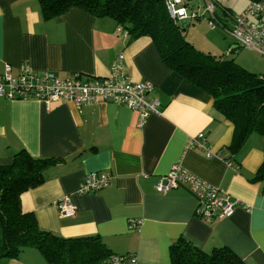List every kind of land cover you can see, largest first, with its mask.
Returning <instances> with one entry per match:
<instances>
[{"label": "crops", "instance_id": "1", "mask_svg": "<svg viewBox=\"0 0 264 264\" xmlns=\"http://www.w3.org/2000/svg\"><path fill=\"white\" fill-rule=\"evenodd\" d=\"M119 57L126 75L149 83L146 98L159 103L141 128L135 111L110 102L77 108L0 97V166L23 149L61 160L44 171L40 185L21 194L22 211L33 213L43 231L64 238L97 235L115 256L132 254L139 264H170L169 248L179 238L207 255L225 249L243 264H264V178L254 179L264 159V134L252 133L235 148L234 126L211 96L171 71L149 37L129 40L112 18L78 7L45 18L39 0H0V73L9 65L13 76L28 67L61 80L104 78ZM249 71L264 75V62ZM198 135L204 149L187 143ZM175 165L227 194L231 216L197 217L198 200L187 183L160 192L156 184H165ZM92 172H108V185L81 194ZM64 197L75 206L73 217L59 214ZM19 256L0 263L21 264Z\"/></svg>", "mask_w": 264, "mask_h": 264}, {"label": "trees", "instance_id": "2", "mask_svg": "<svg viewBox=\"0 0 264 264\" xmlns=\"http://www.w3.org/2000/svg\"><path fill=\"white\" fill-rule=\"evenodd\" d=\"M178 2L185 11L184 20H187L186 8L190 5L182 0ZM247 2V6L251 3L263 5L264 13V0ZM170 3L174 6L173 0H39L45 18L78 7L93 17L112 18L129 40L149 37L156 45L161 61L171 71L207 92L216 110L233 124L235 148L253 132L263 135L264 75L242 69L233 59L196 50L177 26L178 20L171 17ZM217 3L206 4L204 14L209 15L208 25L221 27L231 37L235 16L247 6L226 24L216 14ZM197 17L201 18L199 14L191 18ZM239 48L245 49L233 42L228 53ZM59 161L35 158L23 149L7 165L0 166V260L15 258L28 248L38 250L47 264H108L118 257L97 235L64 238L43 231L33 213L22 211L21 194L40 185L44 181V171ZM254 177L264 178V159ZM169 256L170 264H243L225 249H215L207 255L183 238L172 243Z\"/></svg>", "mask_w": 264, "mask_h": 264}, {"label": "built area", "instance_id": "3", "mask_svg": "<svg viewBox=\"0 0 264 264\" xmlns=\"http://www.w3.org/2000/svg\"><path fill=\"white\" fill-rule=\"evenodd\" d=\"M179 1V0H176ZM212 5L208 7L211 12ZM169 12L172 18L184 20L185 11L175 10L170 3ZM263 5L251 3L239 15L235 16L232 25L231 37L235 43L245 49L255 51L264 57V13ZM261 14V15H260ZM212 27V26H211ZM121 57L114 61L107 77L93 78L79 76L60 80L46 73L36 74L28 67H22L16 75L11 74V67L4 66L0 73V97L9 100H41L47 105L57 102H70L77 108L83 105H93L100 102L123 105L137 113L136 126L141 128L149 115L158 113L157 100L147 99L146 95L151 89L147 82H133L125 73L120 62ZM188 145H196L204 149L202 135L190 138ZM110 174L108 172H92L83 178L79 192L89 193L108 185ZM160 180L156 187L160 192L177 187L179 184H188L190 193L198 200L195 214L199 218L222 220L231 216L233 204L230 197L211 187L195 177L189 175L180 165L173 166L171 172ZM57 208L63 217H73L75 206L69 197L62 198ZM137 221H131V226H136ZM113 262L121 264H139L135 255H125L114 258Z\"/></svg>", "mask_w": 264, "mask_h": 264}, {"label": "rangeland", "instance_id": "4", "mask_svg": "<svg viewBox=\"0 0 264 264\" xmlns=\"http://www.w3.org/2000/svg\"><path fill=\"white\" fill-rule=\"evenodd\" d=\"M211 1H218L215 5L216 14L226 24L230 23L232 16L241 12L248 3L247 0H183V3L190 5V9L186 11L188 18L184 21L178 20L176 23L185 39L196 50L211 56L222 57L223 59H233L237 65L247 71L251 70L255 64L258 65V62H264V58L250 50L239 48L237 51L228 53L230 52L231 44L233 42L235 44V41L219 26L213 27L215 29L213 31L208 25L209 15L204 14L207 2L210 3ZM195 14H199L201 18H191ZM251 134L248 137H254ZM255 136L258 137L257 135ZM19 259L22 261L21 264H24V262H28V264H47L40 252L33 248L23 250ZM5 261L2 260L0 264H4Z\"/></svg>", "mask_w": 264, "mask_h": 264}]
</instances>
